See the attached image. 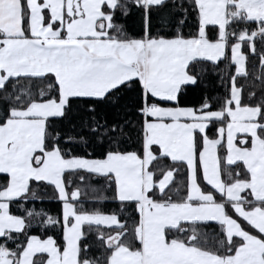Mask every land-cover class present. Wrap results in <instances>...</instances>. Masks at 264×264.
Returning <instances> with one entry per match:
<instances>
[{
  "label": "snow or ice",
  "instance_id": "obj_1",
  "mask_svg": "<svg viewBox=\"0 0 264 264\" xmlns=\"http://www.w3.org/2000/svg\"><path fill=\"white\" fill-rule=\"evenodd\" d=\"M171 3L0 0V264H264V0ZM133 6L139 35L118 22ZM245 46L261 66L247 85ZM221 61L223 96L182 104L193 66ZM93 178L119 208L85 207ZM41 186L60 215L12 212ZM33 222L62 238L28 234Z\"/></svg>",
  "mask_w": 264,
  "mask_h": 264
},
{
  "label": "trees",
  "instance_id": "obj_2",
  "mask_svg": "<svg viewBox=\"0 0 264 264\" xmlns=\"http://www.w3.org/2000/svg\"><path fill=\"white\" fill-rule=\"evenodd\" d=\"M172 3L171 0H165V5L161 9V14H167L168 11L171 9ZM180 14H176L174 19H179ZM159 17L153 16L154 24H158ZM119 23L124 25L125 30L133 35H139L142 31L143 24H142V16L139 9L135 6L131 8L127 16L122 17ZM193 22V17L189 16L187 18L186 24L184 25L183 30L187 33L191 28ZM175 25H173V28ZM257 46L259 48L260 45V38L257 37ZM245 53L248 55V59L246 62V67L250 73V75L245 79L244 77L240 78L241 84H248V82L254 79L253 74L258 76L261 72V66L259 64V57L258 55L251 54L250 50L245 46L243 48ZM193 71H198L200 73L198 82L195 85H187L182 92L180 97L181 103L189 106H198L205 94L210 97L215 96H223L225 89L224 86L221 84L222 76H226L230 71L234 72V67L229 68L226 67V62L221 61L219 62L218 67H213L211 62H206L202 64H197L193 66ZM255 83L259 84V80H256ZM252 91L251 87L246 86L244 89V97L245 102L248 101V92ZM135 96L134 91L125 92L124 95L121 97V103L131 101ZM257 98H259V92L257 91ZM255 103V101H251ZM76 102H74V107L71 113V119L73 121H79V119L85 115L83 108L76 107ZM98 111L107 113L109 119L113 118L115 112L110 105H100ZM56 123L60 124L63 129H67L69 124L67 121H55ZM211 131V130H210ZM81 135H85L86 133L81 132ZM68 147H72L74 151L77 153L82 154L85 149L82 145L79 144H70L67 145ZM181 177H177L179 180ZM87 183V181L85 182ZM91 185L95 187V191L93 187H84L82 186V199L81 202L85 204V207L88 209L99 208L106 212H111L119 208V203L113 201L111 199L112 192L106 187L104 181L102 179L93 178L91 180ZM75 186V185H73ZM35 187V185H34ZM37 196L39 198L33 199L30 198L26 201H17L11 205V210L14 214L23 215L25 209L35 208L36 210L43 209L49 215L53 217H57L62 213V202L58 199V194L54 191L52 187H44L41 186L40 190L37 192ZM42 198V199H41ZM21 204L24 207H21ZM39 219V218H37ZM215 226V223H209L208 227L212 228ZM59 226H45L40 227L37 223L33 222L31 227L28 230V234H40L44 232L46 235H54L58 240L62 238V233L58 231ZM23 239V237H21ZM90 242L94 244L93 250L91 254H99V248L96 247V238L95 236H90ZM46 258V257H45ZM39 259V255L37 256Z\"/></svg>",
  "mask_w": 264,
  "mask_h": 264
},
{
  "label": "rangeland",
  "instance_id": "obj_3",
  "mask_svg": "<svg viewBox=\"0 0 264 264\" xmlns=\"http://www.w3.org/2000/svg\"><path fill=\"white\" fill-rule=\"evenodd\" d=\"M209 223H215V222H209Z\"/></svg>",
  "mask_w": 264,
  "mask_h": 264
}]
</instances>
